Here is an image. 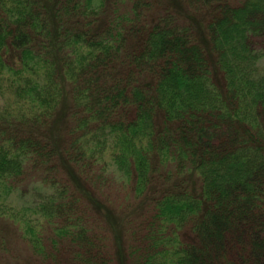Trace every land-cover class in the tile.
I'll use <instances>...</instances> for the list:
<instances>
[{"label": "trees", "instance_id": "16d2710c", "mask_svg": "<svg viewBox=\"0 0 264 264\" xmlns=\"http://www.w3.org/2000/svg\"><path fill=\"white\" fill-rule=\"evenodd\" d=\"M0 223L26 264H264V0H0Z\"/></svg>", "mask_w": 264, "mask_h": 264}, {"label": "rangeland", "instance_id": "374dc122", "mask_svg": "<svg viewBox=\"0 0 264 264\" xmlns=\"http://www.w3.org/2000/svg\"><path fill=\"white\" fill-rule=\"evenodd\" d=\"M115 179L119 180V177L115 175ZM117 180V181H118ZM30 188V186H29ZM108 196L110 195V199L114 205L109 203V206L113 208H118L120 212L122 211L121 207H125V204L128 200V195L126 193H123L118 190L117 186H114L113 188H109L106 190ZM23 200L20 201L19 204H23ZM114 210V209H113ZM116 214L119 216V214L123 215V213H118L116 210H114ZM0 230L3 234H8V244H6V247L4 249L0 248V264H26L29 253L26 245L22 243L19 240V237H16V235L13 232H9L6 230V226L3 227V225L0 223Z\"/></svg>", "mask_w": 264, "mask_h": 264}]
</instances>
